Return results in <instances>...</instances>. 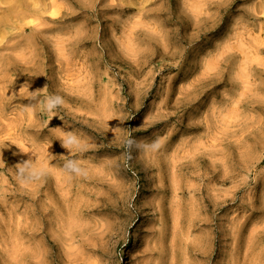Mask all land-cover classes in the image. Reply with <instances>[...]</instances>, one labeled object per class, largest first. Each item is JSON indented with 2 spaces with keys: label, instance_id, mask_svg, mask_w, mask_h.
Here are the masks:
<instances>
[{
  "label": "rangeland",
  "instance_id": "rangeland-1",
  "mask_svg": "<svg viewBox=\"0 0 264 264\" xmlns=\"http://www.w3.org/2000/svg\"><path fill=\"white\" fill-rule=\"evenodd\" d=\"M0 264H264V0H0Z\"/></svg>",
  "mask_w": 264,
  "mask_h": 264
},
{
  "label": "clouds",
  "instance_id": "clouds-1",
  "mask_svg": "<svg viewBox=\"0 0 264 264\" xmlns=\"http://www.w3.org/2000/svg\"><path fill=\"white\" fill-rule=\"evenodd\" d=\"M25 94L28 95L32 101H34V103L24 105L21 108V111L25 113H32L39 109L40 111H43L50 116H55L56 110L64 104L63 97L58 94H48L40 97L39 90L30 92L29 87L25 89ZM108 118H110V114H106L104 117H102V119ZM54 134L55 140L60 141L62 147L67 150V154L79 153L84 150L85 145L81 137L72 129L60 128L58 132H55L54 130ZM125 143L127 146H132L134 144V141L132 139H127ZM137 146L147 149L152 148L155 145ZM27 153H31L35 157V160L29 159L15 166V175L17 181L21 186L24 187L37 183L50 171L48 162L42 158L38 159V153L35 150ZM67 154L59 169L60 173L65 175L69 179L86 175L88 170L87 165L83 161Z\"/></svg>",
  "mask_w": 264,
  "mask_h": 264
}]
</instances>
